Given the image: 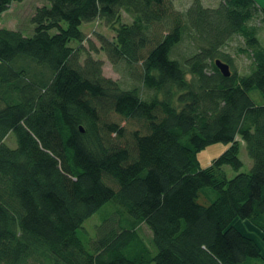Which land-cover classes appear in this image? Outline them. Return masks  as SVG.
Segmentation results:
<instances>
[{
	"label": "trees",
	"instance_id": "1",
	"mask_svg": "<svg viewBox=\"0 0 264 264\" xmlns=\"http://www.w3.org/2000/svg\"><path fill=\"white\" fill-rule=\"evenodd\" d=\"M45 1L30 36L0 26V264H264V48L252 24L264 8ZM13 2L0 0V19ZM96 21L115 34L97 36L98 49L81 30ZM235 36L252 58L246 75L224 50ZM85 42L136 83L103 76ZM184 43L194 52L173 58ZM219 143L228 148L202 168L198 154ZM96 213L87 247L78 232Z\"/></svg>",
	"mask_w": 264,
	"mask_h": 264
},
{
	"label": "rangeland",
	"instance_id": "2",
	"mask_svg": "<svg viewBox=\"0 0 264 264\" xmlns=\"http://www.w3.org/2000/svg\"><path fill=\"white\" fill-rule=\"evenodd\" d=\"M192 0H173L175 8L178 10H185ZM203 6L208 8H214L218 5L219 0H201ZM257 4L264 8V0H255ZM43 5H48L45 0H22V2H13L9 9L3 13L0 19V26L6 29L17 30L24 36H30L33 33L34 25L31 22L32 16L35 10L38 7ZM261 18V17H259ZM122 21L125 23L130 22V18L126 14H122ZM253 27L258 29L257 30V38L259 40L260 45L264 48V23L261 22V19L253 20L252 22ZM81 30L86 34V37L92 41V44L95 48H99V42L97 40V36H103L107 39H112L115 34L113 30L107 27L103 22H92L89 24H83L81 26ZM86 52L90 53L92 57L101 59L103 62V76L110 78L112 80H117L122 83V86L125 88H129L136 83L132 74L129 73L127 68L118 64L113 66L110 62H108L104 53H93L91 51V46L86 42L83 44ZM244 47V41L241 37L235 36L233 39L227 44L225 47V51L231 55L233 58V67L238 72L239 75H246L249 74L250 70L252 69V58L249 54L239 52L238 48ZM194 52V48L192 45L188 43L181 44L174 49L172 57L178 58L182 60L183 58L189 56ZM250 98L254 101L255 104L259 105L262 104L263 99L260 93L256 90H253L249 93ZM13 140L7 139V143L9 145H14ZM15 143V142H14ZM228 148V145L225 144H215L200 154H198V161L202 168H207L211 165L212 161L219 157L225 150ZM239 159L241 160L243 166L241 171L242 172H249L252 162L249 158L245 145L241 142L240 149H239ZM223 171L226 174L227 178H232L235 176V173L231 170L230 167L225 166L223 167ZM99 213L94 214L88 220H86L82 226V229L79 230L78 236L83 241L85 246H87V240L89 237H92L95 233V228L93 225L97 224L99 221ZM97 221V223H96ZM236 226L239 228L240 231L245 233L246 235L258 240L259 234L253 230L250 226L245 223L238 224L235 223ZM147 228V227H146ZM145 227L142 226L140 230V234H144V240L155 254V248L151 244V233L150 231L146 230ZM148 229V228H147ZM88 247V246H87Z\"/></svg>",
	"mask_w": 264,
	"mask_h": 264
},
{
	"label": "water",
	"instance_id": "3",
	"mask_svg": "<svg viewBox=\"0 0 264 264\" xmlns=\"http://www.w3.org/2000/svg\"><path fill=\"white\" fill-rule=\"evenodd\" d=\"M215 65H216V67L218 68L219 72H220L224 77H229V76L231 75V72H230L229 66H228L226 63H224V62H222V61H220V60H217V61L215 62ZM81 131H83V130L81 129Z\"/></svg>",
	"mask_w": 264,
	"mask_h": 264
}]
</instances>
